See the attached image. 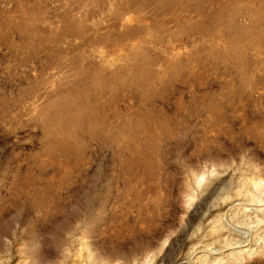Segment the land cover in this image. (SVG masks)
Instances as JSON below:
<instances>
[{
	"label": "rangeland",
	"instance_id": "obj_1",
	"mask_svg": "<svg viewBox=\"0 0 264 264\" xmlns=\"http://www.w3.org/2000/svg\"><path fill=\"white\" fill-rule=\"evenodd\" d=\"M258 11L0 0V264H264Z\"/></svg>",
	"mask_w": 264,
	"mask_h": 264
},
{
	"label": "bare ground",
	"instance_id": "obj_2",
	"mask_svg": "<svg viewBox=\"0 0 264 264\" xmlns=\"http://www.w3.org/2000/svg\"><path fill=\"white\" fill-rule=\"evenodd\" d=\"M234 6L232 5H229V7H228V5L226 6V13L228 12L229 13V15H233L234 13H236V8H233ZM222 12H219L218 14H216L215 15V17L214 18H209V20L211 19V22L213 21V23L214 22H219L222 18ZM224 19V18H223ZM208 20V21H209ZM210 23V22H209ZM218 25V24H217ZM206 26V25H205ZM205 26L204 25H201L200 27L203 29V31L205 32L206 31V28H205ZM208 26V25H207ZM219 26V25H218ZM234 27V29L236 28V32L238 31V34L239 35H247L249 32H248V30L246 29H244V28H241V27H237V26H233ZM80 28L82 29V26H80ZM200 28V29H201ZM210 28V27H209ZM190 29H191V27H190ZM196 29V28H195ZM199 29V30H200ZM213 30H214V28H213ZM217 30V29H216ZM223 30H225V28H223ZM253 46L254 47H256V48H258V47H264V12L263 11H258L256 14H255V24H254V26H253ZM219 31V30H218ZM212 32V31H211ZM214 32V31H213ZM131 33V32H130ZM210 33V32H209ZM220 33V32H219ZM205 34H207V33H205ZM218 34V33H217ZM129 34H127V35H125V37H127ZM124 38H122V40H123ZM146 52V51H145ZM136 55V54H135ZM145 57V56H144ZM148 57V56H147ZM132 58V57H131ZM146 59V58H145ZM133 61H134V59H133ZM139 61H134V64H136V63H138ZM144 62H145V60H144ZM177 65H179V64H177ZM138 66V65H137ZM179 66H175L174 67V71L175 72H178L179 71V68H178ZM140 69V68H139ZM145 69V68H144ZM144 69H140V74L139 75H137V77H136V79H140V80H147L148 78H149V74L144 70ZM151 73V72H150ZM116 75L117 74H114L113 75V78H117L116 77ZM118 76V75H117ZM154 76V75H153ZM99 77H100V75H99ZM120 77V76H119ZM93 80V79H92ZM77 96V98L76 99H72L71 98V100H69L68 101V106H70V105H73V106H78L79 107V102L81 101V98L80 97H82V95H81V93L80 94H77L76 95ZM83 112H80V111H74V110H72V111H70V109H69V112H68V115H66L65 117H61L60 115L59 116H57L56 118H54V120L55 121H57V122H59V125L61 126L60 128L61 129H63L64 130V132H65V129L66 128H68L67 129V131L68 132H66L67 134H69V136H71V137H73L75 134H76V132H77V126L79 125V123L82 121V118H83V114H82ZM63 115V114H62ZM51 124V123H50ZM58 126V125H57ZM44 131H46V128H45V130ZM47 131H48V133L49 134H51L52 133V127L50 126V125H47ZM63 132V135H64V137H63V139H62V141H61V144H63V143H65V142H67L68 140H67V135H66V137H65V133ZM69 142V141H68ZM196 248V247H195ZM207 249V248H206ZM192 250V249H191ZM200 250H202V251H205V250H203V249H201L200 247H199V249H197L196 250V254H197V252H199ZM210 250V249H209ZM193 251V250H192ZM190 253L191 252H188V254L190 255ZM194 253V254H195ZM200 253V252H199ZM193 254V255H194ZM191 256H192V254H191ZM190 256V257H191Z\"/></svg>",
	"mask_w": 264,
	"mask_h": 264
}]
</instances>
